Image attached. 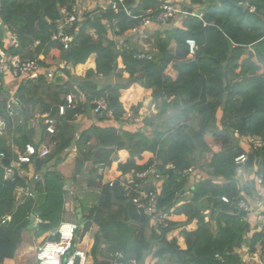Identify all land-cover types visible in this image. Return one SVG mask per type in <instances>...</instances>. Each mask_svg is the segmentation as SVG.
<instances>
[{"label": "trees", "instance_id": "trees-1", "mask_svg": "<svg viewBox=\"0 0 264 264\" xmlns=\"http://www.w3.org/2000/svg\"><path fill=\"white\" fill-rule=\"evenodd\" d=\"M78 1L0 0V20L17 35L16 42L7 46L3 40L6 29L0 27V48L22 59L43 55L39 62L44 69L65 63L61 75L52 81L44 74L22 80L16 92L23 101L21 122L16 125L5 114L9 90L0 73V118L5 119L0 151L16 160L17 152H23L27 143L37 147L47 143L51 148L48 157L34 162L42 177L33 180L32 196L19 192L22 179L4 181L0 166V263L14 260L20 247L24 251L19 257H33V241L43 244L51 229L72 210L81 224L75 244L97 227L86 264H113L117 251L126 261L137 264H145L149 255L156 260L153 264H160L168 254L178 264H247L243 250L248 248L251 256L264 249V225L257 230L248 220L249 212L238 208L241 199L249 200L258 191L255 183L241 189L237 176L245 167L264 184V148L254 151L248 145L254 156L251 166L239 165L235 159L247 152L242 139L254 135L264 138V0H245L246 8L217 0L173 2L196 15L185 19L186 29H173L166 38L158 35L154 45L159 52L152 59L137 57L140 53L132 44L118 49L116 37L129 33L149 10L157 9L158 13L160 1L125 0L132 14L141 16L138 18L111 7L84 13V19L68 29L73 41L65 49L63 43L52 39L55 22L64 7L73 10ZM196 7L200 10L195 11ZM188 38L198 44L195 55L189 54ZM173 40L176 48L172 52L169 46ZM112 76L119 81L104 87L96 81ZM68 94L75 97L76 107L59 116V106L66 104ZM148 95L159 117H165L170 107L180 108L179 117L196 112L200 117L197 132L179 127L158 129L149 136L95 123L78 131L77 115L92 108L96 100L105 98L108 102V109L99 114L101 121L109 119L110 113L122 122L126 113L139 114ZM38 112L55 117L57 126L51 135L46 134L43 124L44 134L34 142L36 128L31 122ZM188 121L187 117L183 125L190 126ZM47 135L51 136L48 142ZM73 145L75 157L71 155ZM121 151L127 153L124 159L119 156ZM207 151H211V158L199 166L196 157ZM89 162L115 168L119 177L154 166L166 177L159 190L158 208L169 213L168 226H151V219L144 220L125 195L120 179L114 186H105L101 195L78 192L68 206L64 191L68 178L60 165L73 166L76 180V174ZM22 166L28 168V164ZM194 166L208 176L193 186L192 196L187 198L186 191L181 193L179 188L180 178ZM154 178L151 175L150 179ZM155 187L148 185L149 189ZM223 196H228L229 202L223 201ZM6 215L12 218L2 223ZM36 215L51 228L32 227ZM180 215L187 219L171 220ZM195 221L196 229H187ZM27 230L32 232L30 238L25 236Z\"/></svg>", "mask_w": 264, "mask_h": 264}, {"label": "built area", "instance_id": "built-area-1", "mask_svg": "<svg viewBox=\"0 0 264 264\" xmlns=\"http://www.w3.org/2000/svg\"><path fill=\"white\" fill-rule=\"evenodd\" d=\"M111 7L115 12L124 10L128 15L138 18L141 16L133 15L131 10L128 8L125 0H107V4L102 6V8ZM196 15L195 13H189L187 11L179 9L171 1H161V5L157 9H152L147 12V15L142 17L140 24L135 26L129 33L119 36L121 38L120 46L118 49H128L125 48V42L131 40L132 42L139 43L144 50H147L151 43L147 41L148 34L147 29L152 25V23L157 22L164 25L169 24L173 19L178 15ZM84 19L83 14L81 15L77 8L74 7L73 10H69L64 7L61 11L60 18L55 22V28L53 30L52 39L59 41L64 44L65 49H69L73 41V36L70 34L68 29L72 27L75 23L82 21ZM3 26V23L0 21V27ZM6 31V36H4L5 43L14 44L17 40V35L10 31L6 26H3ZM124 36H126L124 38ZM37 42L36 44H38ZM186 44L189 49L190 55H195L198 50V44L194 38H188ZM137 57L152 59L153 56L150 53H140ZM43 59V55H39L37 58L22 59L20 55H12L8 53L4 48H0V73L4 76L7 74H12L13 77L18 78L19 80L24 79H34L38 78L40 74L46 75L49 81H52L56 77L61 75V69L65 66V63H62L60 66L51 67L44 69L40 64V60ZM17 90H9V96L6 102L5 114L6 117L16 125L18 122H21L19 118L23 101L17 96ZM84 97V96H83ZM85 98V97H84ZM66 104L59 106V115L65 114L68 108L76 107V100L73 94H68L66 97ZM95 106L92 108L93 111L99 115L103 111L108 109V102L105 98L96 100ZM39 118L44 119L45 129L48 134L56 133L57 119L50 116L48 113H38L36 115ZM109 116H112L109 113ZM132 116V115H130ZM5 119L0 118V129L5 126ZM2 133V132H0ZM235 135L238 137L239 134L236 131ZM246 141L250 148L254 151H258L264 148V138L260 135L248 136ZM18 158L16 160H11L9 164H5V160L9 159L6 156V153L0 151V166L4 169L3 180L6 182H16L19 179L28 181L27 172H23L20 169V165L28 164L34 165L36 160H43L51 154V148L49 145H42L37 147L33 143H27L26 148L23 152L18 151ZM249 153L245 152L236 157L235 162L239 165L247 164L249 161ZM95 171L88 177H82L78 175L76 180H68L64 186L65 191V201L69 206L73 203L75 194L78 192H88L91 194L103 193L104 187L114 186L116 180L106 181L104 174L107 170V166L104 163H98L95 165ZM194 169L190 168L187 172H193ZM155 175L157 181L165 178V175L162 173H157L154 166L149 167L145 171L138 172L136 174H130V178L120 179L125 185L126 196L129 197L131 201L140 211L143 210L146 219H151L155 222V226L167 227L169 223V213L158 208V201L160 197L161 188L157 184H154L156 189H149L148 185L153 182L150 179L151 175ZM125 177V176H124ZM39 179L38 173H34L31 179ZM83 179V181H82ZM81 180V181H80ZM92 180V183L90 181ZM81 182V183H80ZM19 187V192H25L28 195H34L31 191V188L27 186ZM160 190V191H159ZM222 200L229 202L228 196H223ZM238 208L245 212H254L253 203L241 199L238 202ZM68 218L64 219L56 229H51L48 235V239L36 249L35 262L30 264H86L89 257V250L84 247L87 245V239L75 244L77 238V232L79 231L81 224L79 223L76 214L70 210ZM67 213V214H68ZM11 215H6L2 218V223H6L11 220ZM35 222H44L38 215L35 216ZM116 258L113 259V264H137L135 260L126 261L124 255L121 251L115 253ZM254 259V258H253ZM248 261V260H247ZM246 261V262H247ZM248 264V262H247Z\"/></svg>", "mask_w": 264, "mask_h": 264}, {"label": "crops", "instance_id": "crops-1", "mask_svg": "<svg viewBox=\"0 0 264 264\" xmlns=\"http://www.w3.org/2000/svg\"><path fill=\"white\" fill-rule=\"evenodd\" d=\"M103 1H105V4H107V0H79L77 5H75V7L77 8L78 12L82 15V14H84L85 11H88L87 9L94 10L95 8H93V7L104 6ZM158 1L161 2L162 0H158ZM165 1L175 2V1H178V0H165ZM99 3H101V4H99ZM187 17L188 16L178 15L175 19H173L167 25H164V24H161V23H157V22L152 23V25L146 31L147 34H148V38H149L147 41H149V43H151V45L149 46V48L147 50H144V48L139 43L137 44L135 42H132L130 39L125 42V45H126L125 48L126 47L129 48L130 44H132L134 47H136L138 49L139 53H150L152 56H155L159 52L158 49L156 48V46L154 45L156 37L158 35H160L161 38H166L167 35H169L168 33L171 30H173V29H182V30L186 29L184 21H185V19ZM111 36L114 37L113 35H111ZM125 37L126 36H124V38ZM116 41H117L118 45L120 46L121 38L116 37ZM175 48H176V43L173 40L171 42L170 46H169V49L172 50V52H173V51H175ZM262 71L264 72V66L262 68ZM99 78L105 79L106 77H99ZM108 78L110 80L111 77H108ZM5 79H6L7 85H12V86H9L11 91L17 90L19 85H20V83H21L18 79H15V77H11L10 75L5 76ZM111 81H110V83H113V82L115 83L117 80L114 78V79H111ZM7 88H8V86H7ZM123 93L126 94L127 91L124 90ZM144 104L145 105L141 108V111H143L144 109L148 110V108H149V110L151 109L153 112H157L158 111L156 109L155 105L152 103V96L151 95H148L145 98ZM92 108H89L86 112L77 115V118L75 120V124L79 125L78 131L84 130V129L90 127L94 123L98 124V125H101V126L111 125V124L108 123V122H111V121H113L114 123H118V124L122 123V122H117L112 116H109V115H108L109 119H107L105 121H101L100 118H98V120H96L95 117H98V116L93 111ZM38 113H36V115H38ZM36 115H35V117L33 118L32 122H31V127L35 126V128H36V132L32 136V140L34 142H38L39 139H40V136H41V133L37 132L38 121L41 118L37 117ZM134 116L136 117V118L134 117V119H136L135 121L136 122H140V118H142V115L138 114V115H134ZM43 124L45 126V123H43ZM112 125L118 127L116 124H112ZM6 130H8V127L6 128ZM46 134H48V133L46 132ZM240 142H241V145L244 147V149L247 151V153L252 154L251 151H250V148L248 146V142H246V139H242ZM44 144L46 145V143H43L42 145H44ZM72 151L73 152H72L71 155L73 157H75V155H76V147L75 146L72 148ZM119 156H120V158L124 159L127 156V153L121 151L119 153ZM91 163L92 162L87 163L89 167L84 169V171H82L81 173L79 172L78 174H76V176L80 175L81 176L80 178H82L84 176L88 177L90 174L92 175L94 173L93 169L95 168V166H93ZM20 169L24 173L27 172V174H28L27 178H28L29 183H27V181H26V183H27V186H29V184L31 183V180L33 179L32 178L30 180V178L36 172L34 167L32 165H28V168H24L22 165H20ZM60 169L66 175L68 180L72 181V179L74 178L73 175H74V172H75L74 171V167L69 165V164L63 163V164L60 165ZM114 169L115 168L106 170V172L104 174V178H105L106 181L117 180V179H126V178L128 179V178L131 177L130 174L123 175V176L119 177L118 173ZM193 169H194V167H193ZM185 172H186V175H190L192 179H195V178L199 179L201 177H202L201 179H203V177H204L203 175L205 174V173H200V174H197L196 176H194L192 172H187V170ZM242 176H244V177L242 178ZM239 178H240L241 181L244 180L246 182V181L249 180L251 183H255L256 184L257 191L259 193L258 198H256L255 194H254L253 196L249 197V200H246V199L245 200L248 201V202L253 203V207H254V212L251 211L247 215L248 220L254 225L255 228H257V230H260L263 227V225H264V215H263L264 214V184L262 183L261 179L255 177L254 173H252V172H250L248 170L244 171L242 168L238 172L237 181H238ZM165 180H166V177L164 179H161V181H157L156 179H153V182H151V184H153V183L157 184L158 186H160V188H162V184H163V182ZM82 181H83V179H82ZM238 185H239V183H238ZM239 187H240V185H239ZM184 191H186V190L183 189V191L181 193H183ZM186 194H191V191H186ZM68 216H70L69 213L65 217L68 218ZM186 219L187 218L184 215L171 217V220H176V221H185ZM154 225H155V222L153 220H151V226H154ZM94 227H96V226H94ZM196 227H197V224H196V221H195L191 225H189L187 227V229L194 230V229H196ZM96 229H97V227L95 229L91 228V230L87 233V235L85 237V240L87 239V242H88V240L90 242V243H87V246H88V248L86 247L87 249L90 248V245L92 243L91 242L92 239L89 238V236ZM247 249L248 248L243 250V251H245L244 254H243L244 261L248 260L247 261L248 264H263V260H262L263 258H261L263 256H262V254L259 251L256 254H252L251 256H248V250ZM170 256H171L170 254L167 255V257H170ZM155 261L156 260H153V258L151 257V260L148 258L146 260L145 264H153Z\"/></svg>", "mask_w": 264, "mask_h": 264}, {"label": "rangeland", "instance_id": "rangeland-1", "mask_svg": "<svg viewBox=\"0 0 264 264\" xmlns=\"http://www.w3.org/2000/svg\"><path fill=\"white\" fill-rule=\"evenodd\" d=\"M178 1H182V0H178ZM218 1V0H217ZM103 3H104V5H106L105 4V1H103ZM99 4H101V3H99ZM98 4V5H99ZM100 7H102V6H97V7H93V8H95V9H98V8H100ZM246 7H247V3H246ZM89 8V7H88ZM200 7H196V9L197 10H195V11H198V10H200L199 9ZM94 9V10H95ZM88 11H91L90 9H87ZM254 10V8H252V11ZM88 11H85L84 13H86V12H88ZM181 15H183V14H181ZM184 16H186V15H184ZM182 17V16H181ZM92 31V30H91ZM5 36H6V33H5ZM5 44H8V43H5ZM7 75H10L11 77H13V75L12 74H7ZM6 75V76H7ZM116 79L117 81L116 82H118L119 81V79L116 77V76H112L111 78H110V80H109V78L108 77H106L105 79H103V78H100V79H98V80H96L97 82H98V84L100 85V87H104V86H106V85H108V84H111L110 83V81H111V79ZM15 79H18V78H15ZM19 80V79H18ZM20 82H22L21 80H19ZM112 82V81H111ZM3 83L5 84V86L7 87L8 86V90H10V88H9V86H12V85H7V83H6V79H5V76H4V81H3ZM114 83V82H113ZM95 103H92V107H93V105H94ZM145 105V104H144ZM184 107V106H183ZM88 110V109H87ZM158 111L157 112H153L151 109L149 110V108H148V110H146V109H144L143 111H141L140 110V113H139V115H142V118H140V122H136L135 120L136 119H134V112H129V113H126L125 115H124V117L122 118V125L121 124H118V123H114L113 121H111V122H108L109 124H116L119 128H120V130H122V131H124V130H130V131H142V132H144V133H146L147 135H149V136H152V134L156 131V130H162V131H167L168 130V128H172V129H177V128H179V127H181V128H183V131H191V132H193V131H195V133L197 132V130H198V128H199V122H200V117H198L197 116V113L196 112H194V113H192V112H190L188 115H187V117L189 118V121H188V124H190V126H184L183 125V123H185V120H186V116H181V117H179L178 115H179V113H180V108H176V107H170V109H169V113L165 116V117H159L158 116ZM130 115H132V116H130ZM221 113L219 114V116H218V118L219 119H221ZM98 117H95L96 118V120H98V118H100V116L99 115H97ZM177 117H179V118H177ZM136 118V117H135ZM149 118H151L152 119V121L149 123V124H147L146 123V121L149 119ZM155 122V125H150L151 123H154ZM37 127V126H36ZM41 127H43V123H41V120L39 119V121H38V127H37V132L38 133H41V134H44L43 132H42V129H41ZM39 136V135H38ZM76 136H78V134H76ZM50 138H51V136L50 135H47V137H46V141L48 142L49 140H50ZM47 144V143H46ZM75 145H73V147H74ZM197 162H198V165L200 166V165H202V164H206V161H208L210 158H211V151H207V152H204V154H201V155H198L197 157ZM89 166H88V164L85 166V169L86 168H88ZM244 171H246L247 169L244 167V168H242ZM251 172V171H250ZM193 173V175L194 176H196L197 174H200V173H205L206 175H207V173L205 172V171H203V170H201L200 168H198V167H196V166H194V171L192 172ZM205 174L203 175V176H205ZM39 175V179H41V174H38ZM208 176V175H207ZM244 176H242V178H243ZM247 177V176H246ZM202 178V177H201ZM201 178H199V179H192L191 178V176L190 175H183L182 176V178H180V184H179V188L181 189H185L186 191H191V194H186V197L187 198H190L191 196H192V188H193V186H195V185H197L200 181H202V179ZM204 178V177H203ZM252 179V178H251ZM238 183H239V185H240V187H241V189H243L246 185H253V183H251L249 180L248 181H244V180H240V178L238 179ZM257 193V192H256ZM258 195H259V193H257V194H255V197L256 198H258ZM91 198H93V197H91ZM255 198V199H256ZM207 199V198H206ZM94 229L96 228V227H93ZM94 232L95 231H93L91 234H90V236H89V238H91V239H93V236H94ZM25 233V236L27 237V238H30L31 237V235H32V232L30 231V230H27V231H25L24 232ZM148 233V231L146 230V234ZM88 243H90L89 242V240H88ZM33 244H34V247H35V249H37V247H38V243L36 242V241H33ZM84 247H87L88 248V246L86 245H84ZM24 251V247H20L19 249H18V251H17V253H16V257H15V259L14 260H12V261H10V260H7V261H5L4 263H0V264H30V263H32V262H35L36 260H35V255H36V253H35V255L33 256V257H29V258H26V259H22L21 257H19V253L20 252H23ZM35 252H36V250H35ZM259 252L262 254V256L263 257H261V258H263L262 260H264V249H259ZM151 257L152 256H150L149 255V259L151 260ZM160 264H178L177 262H176V259H173L171 256L170 257H166L165 259H163L162 261H161V263Z\"/></svg>", "mask_w": 264, "mask_h": 264}, {"label": "water", "instance_id": "water-1", "mask_svg": "<svg viewBox=\"0 0 264 264\" xmlns=\"http://www.w3.org/2000/svg\"><path fill=\"white\" fill-rule=\"evenodd\" d=\"M218 2H219L220 4L230 3V4H232V5L239 6V7H241V8H246L245 0H218ZM93 106H95V104H94ZM151 121H152V119L149 118V119L146 121V123L149 124ZM253 159H254L253 154H250V155H249V161H248V163H247L246 165H247V166H251V165L253 164ZM9 162H10V159H6V160H5V164H9ZM33 180H34V179L31 180V183H30L29 186H28L29 188H31V185H32ZM25 185H26L25 180H22V181L20 182V184H19V186H21V187H25ZM139 212H140L142 218H143L144 220H146V217H145V215H144L143 210L140 209ZM32 227H34V228H35V227H38V228L49 227V228H51V225H50L49 223H46V222H39V223L34 222L33 225H32Z\"/></svg>", "mask_w": 264, "mask_h": 264}]
</instances>
